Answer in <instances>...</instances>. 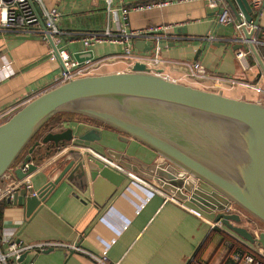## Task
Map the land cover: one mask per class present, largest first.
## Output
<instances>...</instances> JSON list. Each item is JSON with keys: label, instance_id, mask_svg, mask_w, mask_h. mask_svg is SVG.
<instances>
[{"label": "crops", "instance_id": "0c3cea01", "mask_svg": "<svg viewBox=\"0 0 264 264\" xmlns=\"http://www.w3.org/2000/svg\"><path fill=\"white\" fill-rule=\"evenodd\" d=\"M153 1L157 0H112V6L127 8L126 22L129 29L164 24L180 25L175 29L173 36L165 40L166 47L162 41L161 57L166 62L157 66L155 70L161 69L162 75L177 82L220 92L231 98L264 103V92L258 93L244 85L256 84L264 90V76L254 56L247 55L240 61L235 56L238 44L220 40L235 32L232 25L217 24L214 21L215 12L208 9L202 0H173L164 6L145 10L131 9L133 5ZM222 1L236 20L231 7L225 0ZM41 2L46 8L55 7L59 11L58 27L71 33L62 38L61 44L72 56L86 50L74 33L99 31L106 27L105 0H41ZM231 2L238 10L236 1ZM118 14L121 18L120 12ZM256 16V11H252L251 21ZM257 25L259 29L255 33L256 37L264 41V6L258 16ZM146 43L152 44L149 40H146ZM49 47V40L41 33L0 29V112L5 110L15 112L24 103L49 88L61 70L59 61H50L47 58ZM144 49L145 45H142L141 50L135 51L143 53ZM90 50L93 51L95 61L101 60L97 68L99 72L96 70L94 74L131 69L121 56L122 47L119 45L102 43ZM256 50L263 59L264 44L256 45ZM193 61H199L204 65L208 74L207 79L197 80L186 76L187 68L182 63ZM230 79L238 83L232 85ZM67 127L73 128L75 134L89 127L101 129V139L90 143L89 147L122 168L124 167L117 160L107 155L108 149L124 151L129 157L145 163L161 161L155 151L137 140L129 139L127 143L120 141L118 139L120 134L107 126L75 119L63 121L57 126L56 131ZM70 144L83 145L72 141L65 143L62 149ZM50 146L51 144H40L32 154L33 162L38 166L44 163V166L39 168L45 167L29 176L36 191L57 176L56 161L84 154L80 149L70 146L66 151L45 155ZM88 154L105 163L92 153ZM105 164L108 177L97 176L95 179L88 177V185L82 190L62 180L52 188L40 208L30 217L26 216L24 205L7 202V199L0 200L2 251L11 243L53 241L63 245L48 251L24 252L16 258L7 260V264H97L86 254L68 249L64 245H79L95 253L104 251L110 264H188L191 261L214 227L187 208L172 202L121 170ZM135 175L167 195L175 197L154 182ZM9 179L10 177L4 176L0 181V188L4 187ZM181 201L213 220L214 213H207L187 200ZM235 213L241 216L239 226L247 227L253 223L259 232L262 231V226L257 221L242 212ZM229 223L238 226L235 222ZM252 245L257 246L256 243ZM226 252L227 245L223 243V236L216 232L201 251L198 262L194 264H220Z\"/></svg>", "mask_w": 264, "mask_h": 264}, {"label": "water", "instance_id": "95a60500", "mask_svg": "<svg viewBox=\"0 0 264 264\" xmlns=\"http://www.w3.org/2000/svg\"><path fill=\"white\" fill-rule=\"evenodd\" d=\"M225 1L236 21L252 20L247 0H235L238 10L231 0ZM263 6L264 2L256 11L255 24ZM242 32L264 76V60L251 41L252 32L245 28ZM142 45L143 52L152 51L153 45L146 40L134 41L135 49L141 50ZM73 58L79 62L96 59L90 49L74 53ZM59 112L88 117L116 130L120 141L134 139L155 151L159 162L145 163L113 149H108L107 155L176 198L214 213V222H221L249 243L261 246L264 254V231L254 234L246 227L233 226L229 222L240 223L241 216L226 212L228 206L234 205L264 226V103L177 82L162 75L161 69L152 71L140 62H135L130 71L70 79L39 93L0 123V181L7 173L21 179L45 168H39L32 160L33 151L40 144L53 146L44 153L49 156L65 143L74 141L89 146L101 139L102 130L97 127L77 134L71 127L60 131L50 127L13 170L26 145ZM88 155L84 152L56 161L57 176L36 195L19 188L7 202L24 205L26 216L30 217L62 180L82 190L88 185V177H108L106 164ZM25 163L28 167L22 171ZM50 249L53 248L45 251Z\"/></svg>", "mask_w": 264, "mask_h": 264}, {"label": "built area", "instance_id": "2783aa9c", "mask_svg": "<svg viewBox=\"0 0 264 264\" xmlns=\"http://www.w3.org/2000/svg\"><path fill=\"white\" fill-rule=\"evenodd\" d=\"M106 1V12H107V24L103 30L99 31H84L79 33H74L76 37L82 42L84 48L90 49L95 45L107 43L113 45H119L122 47L121 56L128 62V66L131 68L135 62L144 63L152 71L155 70L157 66L166 62L165 59L161 57L162 47H166L165 40L171 38L174 34L176 28L180 25L178 24H164L154 27H147L141 29H129L127 20L128 10L126 7L121 6L115 8L112 6V0ZM177 1H191V0H177ZM205 6L215 12L214 21L220 25H232L234 33L231 36H227L220 40L232 42L236 44H241L245 48L235 49V56L238 60L242 61L247 55H252L247 40L242 32V28H245L247 31L252 32L251 41L253 44H264L263 40H259L256 37V32L259 29L258 25L253 21L247 22L244 19L241 21H236L233 19L229 12V8L223 3L222 0H202ZM253 12L257 11L262 5L264 0H247ZM173 0H157L149 3L136 4L131 7L133 10H145L150 9L156 6H164L172 3ZM121 18H119V14ZM60 13L55 7L46 8L41 0H0V29L6 31H21V32H32V33H41L44 38H47L50 42V47L47 51V58L50 61H59L61 63V70L57 76L54 77L49 88L56 87L62 83L67 82L70 79L85 75H93L101 60H91L87 59L82 62H79L73 58L71 53L67 48H65L61 42L62 38L66 35L71 34L70 32L61 30L58 27ZM209 38V37H208ZM212 40L214 37H210ZM149 40L151 41L153 48L150 53H142L135 51L134 41L136 40ZM162 41L164 45L162 46ZM264 60V57H263ZM187 68V77L194 78L197 80L207 79L208 74L207 70L199 61L193 62H184L182 63ZM230 84H236L235 80H229ZM246 87L254 89L256 92H264V90L257 86L256 84L244 83ZM47 89V90H48ZM14 112L12 110H5L0 112V123L8 119ZM54 131L57 130V127L53 128ZM47 131V130H46ZM44 131L43 134L46 132ZM42 134V135H43ZM70 146L80 149L82 152H90L94 156L100 158L105 163L113 166L114 168L121 170L125 174L132 177L134 180L148 186L150 189L164 195L172 202L187 208L200 218L207 221L211 227L217 228L223 231L228 236L232 237L239 243L243 244L249 248L254 254L258 257H255L253 254L249 253L243 256L241 263L242 264H264V254L261 246H253L248 241L243 240V238L237 236L232 231L226 229L220 222H214L212 219L208 218L206 215L202 214L199 211H196L187 205L184 204L181 200L167 195L159 188L155 187L153 184L148 183L142 178L132 174L126 169L122 168L120 165L114 163L110 159L94 151L91 147L85 145H73L70 144L65 146L61 151L67 149ZM60 151V152H61ZM59 152V153H60ZM25 156L19 159L14 165L13 170L19 165H21ZM46 164V163H45ZM44 166V163L40 164L38 167ZM28 167V163H25L22 166V171H25ZM10 177L8 183L0 188V200L11 198L15 191L19 188L26 189L30 194L36 195L37 191L33 188L31 180L29 179L30 175H27L21 179H16L12 173L6 174ZM5 175V176H6ZM240 212L234 205L227 207L226 212ZM264 231V228H261ZM259 232V231H258ZM226 245L229 243L226 242ZM62 244L53 241H40L30 244H21V243H11L2 251L0 249V264H7V260L11 258H16L24 252L27 251H45L49 248L61 247ZM68 249L73 251H78L86 254L97 264H110L108 262L106 253L100 252L95 253L79 245H64ZM65 248V249H67ZM235 259H239V255H234ZM193 260V258L191 259Z\"/></svg>", "mask_w": 264, "mask_h": 264}, {"label": "trees", "instance_id": "16d2710c", "mask_svg": "<svg viewBox=\"0 0 264 264\" xmlns=\"http://www.w3.org/2000/svg\"><path fill=\"white\" fill-rule=\"evenodd\" d=\"M75 119H78V120H87V121H90L92 123H97V121L92 120V119H89L88 117H85V116L80 115V114H77V113L59 112V113H56V114L52 115L47 120V122L40 129L39 133L41 131H43L44 129H48L50 127H53V128L54 127H57L63 121H69V120H75ZM39 133H37L35 135V137L26 145V147L22 151L21 155L19 156L20 159L23 156H26L27 155L28 149L34 143V141L38 139L37 137L39 136ZM251 219H253V218H251ZM263 228H264V226H263ZM216 232L220 233L223 236V243H226V242L229 243V245H227V252H226V254H225V256H224V258H223V260L221 261L220 264H240L243 256L246 255V254H249V253L253 254L255 257H258L249 248H247L243 244L239 243L238 241H236L232 237L228 236L223 231H221V230H219L217 228H213L210 231V233L208 234V236L206 237V239L204 240V242L202 243V245L198 248V250L196 251V253L192 257L193 260H191L188 264H194V263L198 262V260L200 258L201 251L208 244V242L210 241L211 237ZM237 254L239 255V259H235L234 258V255H237Z\"/></svg>", "mask_w": 264, "mask_h": 264}, {"label": "rangeland", "instance_id": "374dc122", "mask_svg": "<svg viewBox=\"0 0 264 264\" xmlns=\"http://www.w3.org/2000/svg\"><path fill=\"white\" fill-rule=\"evenodd\" d=\"M97 71L99 72V69H98ZM97 71H96V72H97ZM45 130H46V129H44L43 131H41V133H39V136H41L42 133H43ZM39 136H38V137H39ZM38 137H37V138H38ZM240 212H242V211H240ZM244 215H245V214H244ZM246 216H247V215H246ZM247 217H250V216L248 215ZM251 218H252V217H251ZM254 220H255V219H254ZM235 224L239 226V223H236V222H235ZM251 224H252L251 226H247L246 228L249 229V230H250L251 232H253L254 234H257V233H258V228H256L255 226H253V223H251ZM219 252H220V251H219Z\"/></svg>", "mask_w": 264, "mask_h": 264}, {"label": "flooded vegetation", "instance_id": "af4514ba", "mask_svg": "<svg viewBox=\"0 0 264 264\" xmlns=\"http://www.w3.org/2000/svg\"><path fill=\"white\" fill-rule=\"evenodd\" d=\"M52 147H53V146L51 145V146L48 148V150H49V149H52ZM53 149H54V148H53ZM61 149H62V147H59V148L54 149V150L51 152L50 155L55 154L56 152L59 153V152L61 151Z\"/></svg>", "mask_w": 264, "mask_h": 264}]
</instances>
